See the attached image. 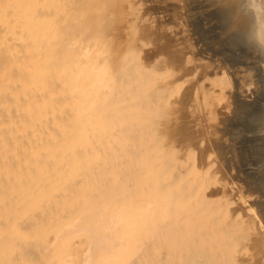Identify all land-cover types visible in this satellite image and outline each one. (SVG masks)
<instances>
[{"label": "bare ground", "instance_id": "bare-ground-1", "mask_svg": "<svg viewBox=\"0 0 264 264\" xmlns=\"http://www.w3.org/2000/svg\"><path fill=\"white\" fill-rule=\"evenodd\" d=\"M231 3L217 9L224 28ZM116 4L0 0V264H150L156 230L180 241L163 264H239L241 214L227 220L209 168L161 142L169 74L112 48ZM239 61L264 129V58Z\"/></svg>", "mask_w": 264, "mask_h": 264}, {"label": "rangeland", "instance_id": "rangeland-1", "mask_svg": "<svg viewBox=\"0 0 264 264\" xmlns=\"http://www.w3.org/2000/svg\"><path fill=\"white\" fill-rule=\"evenodd\" d=\"M116 1L119 13L104 24L111 31L112 48L129 45L131 55L145 66L169 74L166 96L170 103L157 116L161 142L175 148L181 157L191 151L188 162L194 160L200 168H209L214 181L206 191L218 190V196L224 197L221 199L229 206L227 220L235 212L241 214V226L235 230L241 236L235 248L238 263L264 264V178H260L264 129L257 126L258 115L251 116L255 84L246 83L245 68L239 61L246 48L227 40L229 30L235 29L233 16L225 19L229 30L218 23L217 9H227L230 0ZM244 106L246 111L241 110ZM250 120L253 127L248 129ZM167 232L156 230L152 237L148 245L152 253L146 251L144 256H154L150 264H163L170 248L178 255L180 241ZM221 234L211 251L227 244V234Z\"/></svg>", "mask_w": 264, "mask_h": 264}, {"label": "clouds", "instance_id": "clouds-1", "mask_svg": "<svg viewBox=\"0 0 264 264\" xmlns=\"http://www.w3.org/2000/svg\"><path fill=\"white\" fill-rule=\"evenodd\" d=\"M233 24L242 45L264 58V0H232Z\"/></svg>", "mask_w": 264, "mask_h": 264}]
</instances>
